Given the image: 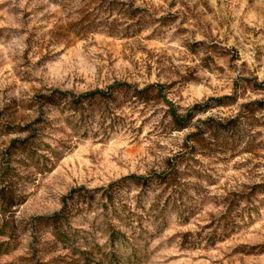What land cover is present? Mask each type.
Here are the masks:
<instances>
[{
    "label": "rangeland",
    "instance_id": "rangeland-1",
    "mask_svg": "<svg viewBox=\"0 0 264 264\" xmlns=\"http://www.w3.org/2000/svg\"><path fill=\"white\" fill-rule=\"evenodd\" d=\"M102 1L0 0V195L19 201L0 264H264V0H108L113 36L80 23ZM117 83L165 86L181 112L202 108L192 125L240 117L241 140L198 152L167 190L156 178L194 129L172 132L161 105L100 131L95 116L86 135L40 99ZM32 130L28 160L16 143ZM63 209L70 245L45 223Z\"/></svg>",
    "mask_w": 264,
    "mask_h": 264
},
{
    "label": "trees",
    "instance_id": "trees-1",
    "mask_svg": "<svg viewBox=\"0 0 264 264\" xmlns=\"http://www.w3.org/2000/svg\"><path fill=\"white\" fill-rule=\"evenodd\" d=\"M90 0L86 5L90 9L91 5H95L96 2ZM97 5V4H96ZM119 3L108 2V0L102 1V6L93 8L92 12L96 13V18L100 19L99 22L91 20V15L84 16L80 23L87 25V27H96L105 29L109 35L113 36L114 31L119 29V25H115L117 20H110L113 15L112 11L116 9ZM104 9V10H103ZM90 13V12H89ZM92 14V13H91ZM108 14V16H107ZM100 15L107 16L101 20ZM42 105L44 107H55L61 109L66 114V123L71 125L72 123L79 124L80 130L86 135L92 130L93 117L98 116L101 119L99 124V131L103 129L105 125L109 123L112 127L113 118L119 114L122 116L128 106L134 108L142 107V111L146 112L151 107L161 105V112L164 114L163 119L168 122V127L172 132H182L191 128L194 131L187 137L184 148L189 149V153H182L178 155L179 160L171 163L168 160L166 162V169L161 176L157 177L158 183L164 186L167 190L177 188L181 185L182 174L180 172L181 165L185 162L189 165L194 162L195 155L203 151H219L218 148L224 149V151H232L235 149L237 142L241 140V128L239 127V118L228 119L223 121H217L215 119H207L206 121L199 122L196 125H192L195 119V112L201 109L195 108L186 113L181 112L180 108L174 104L168 96V88L163 85L153 84L147 86L143 90H139L135 86H131L127 83H117L108 88L105 91L89 92L81 96H75L72 93H63L59 91H51L48 96H42ZM233 101L232 98H224L218 101L221 106H229L228 102ZM130 108V107H129ZM109 127V128H110ZM38 131L32 130L31 134L22 141H18L16 146L20 150L21 154L28 160H35L36 153L34 147L39 140ZM210 145V146H207ZM218 145V147H217ZM15 146V147H16ZM221 151V150H220ZM18 196L12 191L11 186L4 187L0 195V218H2V224H0V237L9 238L8 242L0 243V257L9 253L11 240L9 232L11 226L8 224L7 214L12 207L19 205L17 200ZM66 210V209H65ZM69 215L64 212L55 214L52 217L45 218L46 226L50 229L51 236L55 239L56 243L70 245V238L68 232L65 229L66 224L69 223ZM112 241H115L113 236ZM134 259L131 257L124 258L119 256V262L117 264H134Z\"/></svg>",
    "mask_w": 264,
    "mask_h": 264
}]
</instances>
